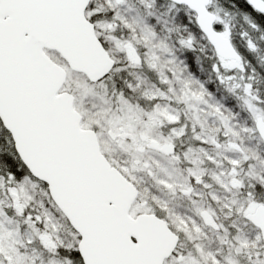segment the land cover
Instances as JSON below:
<instances>
[{
	"label": "snow or ice",
	"instance_id": "snow-or-ice-1",
	"mask_svg": "<svg viewBox=\"0 0 264 264\" xmlns=\"http://www.w3.org/2000/svg\"><path fill=\"white\" fill-rule=\"evenodd\" d=\"M0 264H264V0H0Z\"/></svg>",
	"mask_w": 264,
	"mask_h": 264
}]
</instances>
